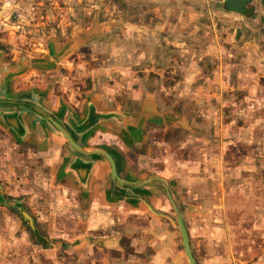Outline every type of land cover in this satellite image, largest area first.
Wrapping results in <instances>:
<instances>
[{
	"label": "rangeland",
	"instance_id": "obj_1",
	"mask_svg": "<svg viewBox=\"0 0 264 264\" xmlns=\"http://www.w3.org/2000/svg\"><path fill=\"white\" fill-rule=\"evenodd\" d=\"M0 51L9 60L50 54L58 63L50 80L74 101L100 98L131 111L158 101L182 126L158 125L151 137L173 141L181 160L186 151L201 158L206 178L210 167L223 168L202 185L201 209L186 211L195 196L172 192L198 264H264L263 0L244 13L223 0H0ZM12 145L0 142V264H189L179 231L156 216L120 217L130 238L124 252L57 250L63 239L51 232L41 244L20 210L39 215L32 198L39 186L54 189L42 184L38 157ZM56 198L47 195L49 210ZM162 199L175 218L165 192Z\"/></svg>",
	"mask_w": 264,
	"mask_h": 264
},
{
	"label": "crops",
	"instance_id": "obj_2",
	"mask_svg": "<svg viewBox=\"0 0 264 264\" xmlns=\"http://www.w3.org/2000/svg\"><path fill=\"white\" fill-rule=\"evenodd\" d=\"M7 57L0 51V142H11L14 149H25L38 157L41 166L36 164L34 168L45 174L42 184L54 189L38 187L39 198H32L31 205L39 215L29 208L20 210L32 218L41 244L47 247L51 232L63 239L56 243L57 250L71 247L91 255L96 251L124 252L130 238L121 218L131 214L155 219L150 206L168 215L162 199L167 188L171 194L177 189L195 196L196 206L192 204L195 199H185L186 204L191 203L186 211L201 209L199 201L207 193L202 185L209 181L208 177H220L223 168L217 165L214 172L210 167L206 178L208 167L203 168L201 158L192 161L186 151L181 160L170 149L173 141L151 137L158 125L165 126L164 131L169 130L171 121L175 124L172 127L182 126L164 116L158 101L140 100L132 111L100 98L74 101L68 98L64 86H56L62 82L50 80V73L58 65L50 54L22 57L16 53L10 60ZM49 116L64 127L82 152L68 145L48 121ZM180 144L190 149L189 140ZM94 150L114 158L118 178L112 177L110 163L103 155L89 153ZM200 150L211 154L208 148ZM211 158L215 159L213 154ZM156 177L160 179H153ZM48 194L57 197L50 210ZM17 203L20 202L15 200V207ZM27 223L36 238L28 220ZM39 224L45 229L43 233ZM69 233L74 234L73 238Z\"/></svg>",
	"mask_w": 264,
	"mask_h": 264
},
{
	"label": "water",
	"instance_id": "obj_3",
	"mask_svg": "<svg viewBox=\"0 0 264 264\" xmlns=\"http://www.w3.org/2000/svg\"><path fill=\"white\" fill-rule=\"evenodd\" d=\"M251 1L252 0H223L224 4L228 8V10H230L231 12H235V13L243 12L245 6L247 4H249ZM263 3H264V0H263ZM48 121L61 133V135L66 140L68 145L74 151L82 152L81 147L76 143V141L73 139V137L64 129V127L59 122H57L52 116L48 117ZM89 153L90 154L103 155L108 160V162L110 163L112 177L118 178L115 160L109 153H107L105 151H101V150H94V151H90ZM153 179H160V178L156 177ZM166 194H167V197H168V199H169L170 203L172 204L173 209L175 211V214H176L175 218L172 216H168L166 214L157 212L151 206H150V209L152 210V212L156 216H159L162 218H167L174 225V227L179 231V233L181 235L182 244H183V248H184V254L188 260V263L189 264H198L197 259L193 253V250H192L190 234H189V231H188L187 226L185 224L181 209L178 206V204L176 203L175 199L173 198V196H172V194L168 188L166 189ZM0 201L1 202L3 201V199L1 198V195H0ZM21 214H22V218L24 221H27V220L29 221L30 226H31L36 238L41 240L40 236L38 235V233L36 231V228L34 226L32 218H30L28 216V214L25 212H22Z\"/></svg>",
	"mask_w": 264,
	"mask_h": 264
},
{
	"label": "trees",
	"instance_id": "obj_4",
	"mask_svg": "<svg viewBox=\"0 0 264 264\" xmlns=\"http://www.w3.org/2000/svg\"><path fill=\"white\" fill-rule=\"evenodd\" d=\"M227 8V7H226ZM228 9V8H227ZM246 11V6H245V8H244V11H243V13Z\"/></svg>",
	"mask_w": 264,
	"mask_h": 264
}]
</instances>
